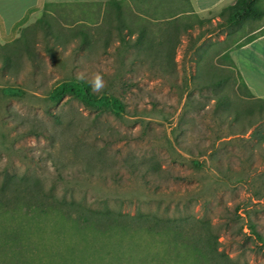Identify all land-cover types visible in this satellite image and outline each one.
<instances>
[{
	"label": "rangeland",
	"instance_id": "374dc122",
	"mask_svg": "<svg viewBox=\"0 0 264 264\" xmlns=\"http://www.w3.org/2000/svg\"><path fill=\"white\" fill-rule=\"evenodd\" d=\"M113 1L42 0L0 40L26 28L35 54L0 63V264H264V110L219 55L239 24ZM44 11L57 41L31 28ZM61 83L91 101L52 100Z\"/></svg>",
	"mask_w": 264,
	"mask_h": 264
},
{
	"label": "crops",
	"instance_id": "0c3cea01",
	"mask_svg": "<svg viewBox=\"0 0 264 264\" xmlns=\"http://www.w3.org/2000/svg\"><path fill=\"white\" fill-rule=\"evenodd\" d=\"M182 1L188 5V12L200 19L214 16L216 21L223 20L233 27L239 24L237 33L229 36L232 44L225 46L219 55L236 58L241 80L253 95L264 99V0H253L260 11L258 17L242 15L237 22L228 19L226 12L222 14L236 0ZM41 6L42 0H0V40H6L15 27L28 23Z\"/></svg>",
	"mask_w": 264,
	"mask_h": 264
},
{
	"label": "trees",
	"instance_id": "16d2710c",
	"mask_svg": "<svg viewBox=\"0 0 264 264\" xmlns=\"http://www.w3.org/2000/svg\"><path fill=\"white\" fill-rule=\"evenodd\" d=\"M48 5V3H44V7H46ZM113 6H115L116 11H117V7H118V2L117 1H113L112 3ZM227 13L228 15V19H231L233 21L237 22V18H239L242 15H251L252 17H258L260 15V11H258L256 9V7L253 4V0H236V2L231 5L228 6L227 8H225V10L222 11L223 13ZM119 13V12H118ZM118 13L116 14L115 11H113V14H116V18H120L118 17ZM46 15V11L43 12L42 16H40L39 18H37L33 24V26L31 28L35 29H41L42 32L46 35V37H54L55 41L58 40L57 35L54 34V32H52V30L50 29V24L48 22V20L45 17ZM26 28H23L21 30V33L18 37L14 38L12 40V42L9 43H4V44H0V63L3 66V68L5 66H11L12 63H14V58H20L22 55V52L24 51L26 53V56L30 59L33 60L34 59V52L30 49V42L29 39L27 37V35L25 34ZM72 37L76 38V40H78V44L79 45H90L91 43V38H89V35L81 29H74L72 30ZM223 77H217L215 78V76L213 77L211 83L216 85L222 82ZM11 88L10 91H13ZM87 91L88 88L87 87H83V86H79L77 83L74 84H68V83H61L58 84L56 86H54V88L51 91L50 97L52 100H57L60 99L65 93H72L73 97H77L80 101L83 102H90L91 100L88 98L87 96ZM250 96H252L251 94H249ZM102 99L99 100H93L94 103H99ZM257 102H260L259 104V109L261 111L264 110V99L263 98H257ZM107 103L106 105H108L109 103H112V105L114 107H116L117 109H122V103L120 100H118L117 98L114 97H110V99H107L106 101L103 102V104ZM102 110V109H101ZM7 185V183H3L2 186L0 188H4ZM3 190V189H2ZM16 192L21 193L20 190L18 189ZM31 203L34 202H29L26 205H31ZM39 203V204H36ZM35 203V205H37L41 210H45L46 208H48L50 205L48 204H43L41 201H37ZM60 204H64L63 202H61ZM71 204H74L73 202H71ZM53 205V204H51ZM52 207H56V205H53ZM77 207V206H75ZM74 211H78L77 208H74ZM88 215H84L82 213V215H77V219H82L85 223H91L93 220L99 221L102 218V214L101 212H97L96 210H89L88 211ZM103 214H106L108 216L107 213L102 212ZM101 216V217H100ZM121 217V216H119ZM95 218V219H94ZM130 220L125 222H120V224L124 223L125 225H131V223H141V222H145L147 221L148 217H145L144 215H136V216H132L129 217ZM115 220V218H112ZM117 219V218H116ZM122 219V218H121ZM143 224V223H141ZM260 237V236H259ZM260 241L262 243H264V237L260 238Z\"/></svg>",
	"mask_w": 264,
	"mask_h": 264
},
{
	"label": "clouds",
	"instance_id": "9594fccd",
	"mask_svg": "<svg viewBox=\"0 0 264 264\" xmlns=\"http://www.w3.org/2000/svg\"><path fill=\"white\" fill-rule=\"evenodd\" d=\"M89 83L92 89L97 92H99L104 87V80L99 73L95 74Z\"/></svg>",
	"mask_w": 264,
	"mask_h": 264
}]
</instances>
